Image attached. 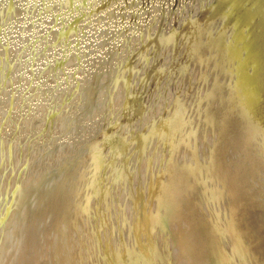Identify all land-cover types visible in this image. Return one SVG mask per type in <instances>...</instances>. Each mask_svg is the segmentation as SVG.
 I'll return each mask as SVG.
<instances>
[{
    "label": "rangeland",
    "instance_id": "374dc122",
    "mask_svg": "<svg viewBox=\"0 0 264 264\" xmlns=\"http://www.w3.org/2000/svg\"><path fill=\"white\" fill-rule=\"evenodd\" d=\"M218 1L221 0H5L0 2V205H3L0 207V228L7 210L14 208L12 198L10 201L5 198L15 192L14 186L18 185V179L24 177L21 179L23 185L20 208L15 207L11 212L8 224L0 235V264H40L41 252L47 244V232L51 225L49 219L56 211L66 207L67 199L73 195L74 187L77 185V167L72 166V163L80 164V168H83L89 161L88 155L83 159H75V157H78V153L87 146L89 137L96 130H100L98 135L102 139L110 138L113 134L124 130L125 107L133 102L131 99L133 92L138 97L137 103L140 106L139 112L136 113L140 114L137 115L139 117L131 120L132 128H127L131 130L132 135L127 137L128 140H123L126 142L125 149H118V142L109 145L111 155L122 151L117 156L120 157L113 162L110 161L112 163L107 168H100L98 179L93 181V184L96 182L93 196L80 208L82 210L80 214L85 216L75 218L73 225L71 220H68V215L57 225L56 237L49 246L51 259H47L46 264H114L109 253L125 250L133 254V260L130 258L122 264H264V133L260 130L261 124L264 123V100L262 97H257L259 94L264 96V90H258V87L264 84V75L259 72L260 67L257 69L262 63L250 61L247 74L254 87L248 90L244 83H247L246 77L243 79L244 74H242L245 73L246 55L242 52L241 40L239 42L242 36L240 30L244 27V23L240 25L241 29H236V20L232 26L230 23L225 31L223 30L225 25L220 29L222 23L219 29L215 30L209 26V22L204 23L200 17L213 12V6ZM222 2L232 6L244 3L247 7L252 3L249 9L254 10V13L248 15L249 19L257 12L264 13V10L256 12L255 8L263 7L264 0H222ZM56 4L58 9L56 11L54 9V12L50 11V6ZM230 7L231 5L224 14ZM261 14L256 15V18ZM196 18L198 19L194 23L197 24L196 27L188 29L186 34H176L182 31L191 21L190 19ZM223 20L225 22V19ZM67 25L76 31V34L74 32L69 36L70 43L61 42L63 39L59 37V30L65 29ZM35 28L39 31L34 32ZM147 30L150 34L147 35L148 38L144 36L143 42L146 43L142 44V40L135 42L136 38L143 36L144 32L146 34ZM170 34L172 38L168 40L166 38L164 41V38ZM160 37H163V41L158 45L156 41ZM211 41L214 48L198 57L200 51L196 48L201 49L203 43H211ZM190 46L194 48L189 50ZM260 50L262 51L261 47ZM72 58L74 60H71ZM213 58L215 61L212 62ZM109 64L110 68L116 71H120L124 66L126 68L125 72L122 71L115 80L119 83L114 87L116 89L113 90L114 100L111 104L107 102L105 104V96H101L97 102L93 101L89 106L92 112L85 114L84 110H79L80 104H78L72 111L75 113L73 115L71 113L72 116H69L70 118L68 117L63 124V120H59L58 109L67 116L70 114L72 108H65L73 99V96L71 98L68 96L70 89L79 81L83 84L86 81L82 91L97 88L98 80L104 78ZM95 72H97L95 79L89 80ZM170 75H173V78ZM163 78L165 80H162ZM156 79L157 82L154 81ZM111 80L112 78L107 79L105 84H109ZM219 81L222 83L221 87ZM157 83L159 87L155 86ZM190 84L193 86L192 95ZM237 85L241 87L238 88ZM237 88L239 91H235ZM240 90L245 91L239 104H243L244 111L241 113L248 116V118L245 116L246 121L261 113L260 118L258 116L256 118L257 122L248 120L257 134H254L257 140L255 144L252 143L249 132L251 127L249 129V126H246V121L242 122L240 129L226 133L227 129L235 124L233 121L236 114L232 115L234 113L232 109L238 102ZM56 94L63 95L57 105L47 108L52 117L44 122V126H40L39 133L32 134L34 126L31 127L30 120H36L38 113L41 112L39 105L49 106ZM179 100H183L188 105L187 108H183V112L181 109L180 113L177 112L182 107ZM221 101H225L226 109H222L224 106ZM99 102L103 103L99 111L93 114V110H97L94 108L95 104L100 105ZM214 106L219 114L209 121L208 116ZM197 108L199 114L194 117L192 113ZM249 108L252 112L255 110L254 115ZM164 110L170 112L166 115L167 112ZM249 112L254 117L249 118ZM162 113L163 115L160 116L163 117L165 114L166 119L179 115L173 121H167L163 117L162 129L160 128L158 132L148 131L144 139L140 137L138 133L141 132L144 121L148 119L147 115L152 114L156 118ZM45 114L42 119L47 118ZM186 136H189L187 138L191 142L185 138ZM177 141L181 143L176 147L174 144ZM183 142H188V146L185 143L186 148ZM189 143L190 146L192 144L191 148ZM252 146H254L253 151ZM176 153H178V166L183 164L181 168L186 170H181L183 174L175 181V186L164 189L163 185L169 183L170 177H166L162 171ZM6 155L9 156L8 159ZM181 161L183 163H180ZM126 162H131L129 165L133 164V167L139 168V172H142L141 174L135 172L131 183L126 180L123 186L127 185V188L118 184V180L123 178L125 170L128 169L125 167ZM137 162L139 165L136 164ZM18 163L22 168V173L19 174ZM184 164L187 166L185 167ZM253 167L258 168L259 173ZM139 175L142 176L141 180ZM64 176H72L74 179L70 180L72 183L68 189L58 194L62 199L55 204L52 201L54 195L50 194L53 191L51 189L59 183L57 179ZM128 183L133 186L129 187ZM103 189H111V197L109 194V198L105 199L104 203L102 201L104 197L101 196ZM6 202L9 206L4 205L7 204ZM31 202H34L33 207H28ZM107 202H110L109 205ZM150 204H153L152 207ZM85 207L86 211L83 210ZM145 213L154 216L153 220L148 219L147 223V219H142L141 215ZM110 215L111 220L105 219L108 221L106 222L104 218L106 216L109 218ZM178 223L181 227L177 226ZM111 224H113L112 228ZM156 225H159L158 228ZM134 238L137 240L135 241ZM121 247L123 249H120ZM146 247L149 253L139 258L138 255Z\"/></svg>",
    "mask_w": 264,
    "mask_h": 264
},
{
    "label": "bare ground",
    "instance_id": "6f19581e",
    "mask_svg": "<svg viewBox=\"0 0 264 264\" xmlns=\"http://www.w3.org/2000/svg\"><path fill=\"white\" fill-rule=\"evenodd\" d=\"M2 1H5V0H0V2L2 3ZM53 2V1H52ZM51 2V3H52ZM252 2V1H251ZM0 3V4H1ZM53 4V3H52ZM66 4V3H65ZM252 4V3H251ZM251 4H249V7L251 6ZM49 5H50V3H49ZM60 5H62V4H59V6ZM231 5V7H230V9L228 10V12H226L225 14H224V12H225V10L226 9H228V7ZM63 6H65L64 4H63ZM255 6H256V4H255ZM254 6V7H255ZM249 7H247V4H241V5H238V6H232V4H227V3H224V2H222V0L221 1H218L216 4H214V6H213V12H211V13H206V14H203V15H201L200 17L203 19V21H204V23L206 22V23H208L209 22V26H211V27H213L215 30H218L219 28V26H221L222 25V23H223V25H222V27L220 28V29H222L223 28V26L225 25V27L223 28V30L225 31L226 30V28L230 25V23H231V26L233 25L232 23L233 22H235L236 20H237V26H235V28L237 29V28H239V29H241V26L240 25H242V23H244V27L240 30L241 31V39L239 38V42H240V40H241V42H240V44H242V47H241V49H242V52H244V54L246 55V57H245V61H244V64H245V73H242V74H244L243 75V79L246 77V81H247V83H248V85H247V83L246 82H244L245 83V86L247 87V89L248 90H250L252 87H254V83L251 81V79L249 80L248 79V70H249V68H250V61H256V62H261L262 64H259L258 66H257V69L259 68V72L262 74L263 73V75H264V18H263V12H257L258 10L260 11V10H264V6L262 7V6H256L255 8H256V12L257 13H255V14H253V16L252 17H250V19L248 18L249 16V14L250 13H254V10L252 11V9H249ZM262 7V8H261ZM62 8V7H61ZM251 8V7H250ZM55 9V10H54ZM56 9H58V5L56 4V5H54L53 7L52 6H50V11H56ZM16 11H18V9L16 8ZM53 11V12H54ZM38 12H40V10H38ZM259 13H262L261 15H260V17H258V18H256V15H258ZM223 14V16H221ZM214 18V19H213ZM67 19V18H66ZM223 19H225V22H223L224 20ZM248 19V20H247ZM191 20V21H190ZM189 21L190 22H188L185 26H184V28L182 29V31L180 32V33H176V34H186V33H188V29H190V28H192L193 26H195L196 27V25L194 24L195 22H196V20H198L197 18L195 19V20H192V19H190ZM67 21V20H66ZM247 21V22H246ZM64 23L66 24V22L64 21ZM200 23V22H199ZM198 23V24H199ZM246 23V24H245ZM198 27V26H197ZM65 28V27H64ZM194 28V27H193ZM61 29V28H60ZM195 30V29H194ZM39 30L37 29V28H35L34 29V32H38ZM60 31V36H59V34L57 35V36H59V37H61L63 40H61V42L62 41H68L69 43H70V38H69V36L71 35L72 36V34L75 32V34H76V31L75 30H72L70 27H68V25H67V27L65 28V29H61V30H59ZM197 31V30H196ZM223 31V32H224ZM219 32H220V30H219ZM221 33V32H220ZM150 34V32H149V30H147L146 31V34H145V32H144V35L143 36H140V37H138V38H136V41L135 42H139L140 40H142V44L143 43H146V42H143L144 41V38L147 36V35H149ZM172 34V33H171ZM171 34L168 36V37H165L164 38V41H165V39L166 40H168V39H171L172 38V36H171ZM194 34V33H193ZM48 35V34H47ZM46 35V36H47ZM178 35V36H179ZM246 35H248V36H246ZM54 36V35H53ZM145 36V37H144ZM163 36V35H162ZM177 36V35H176ZM177 36V37H178ZM244 36H245V38H244ZM149 36H147V38H148ZM176 37V38H177ZM192 37H193V35H192ZM196 36H194V38H195ZM203 37H204V35H203ZM51 38V37H50ZM244 38V39H243ZM179 39V38H178ZM161 41H163V37L161 38H159L158 39V41H156L157 42V44L159 45L160 43H161ZM177 41V40H176ZM175 41V42H176ZM193 41V40H192ZM141 42V41H140ZM67 43V42H66ZM68 43V44H69ZM189 43V42H188ZM187 43V44H188ZM191 43V42H190ZM197 43V42H196ZM180 44H182V43H180ZM200 44H201V41H200ZM212 44H213V42L211 41V43L209 42V43H203L202 45V47H201V49H199V48H196L197 50H199L200 51V54H197L198 55V57L199 56H202V54L204 53L205 54V52H209V51H211L212 50V48H214V47H212ZM63 45V44H62ZM176 46H179V44L177 45V44H175ZM140 46V45H139ZM195 46V45H194ZM194 46L192 47V46H190L189 47V50L191 49V48H194ZM169 47H170V45H169ZM186 47H187V45H186ZM260 47H261V49H262V51L260 50ZM180 48V47H179ZM45 49V48H44ZM181 49V48H180ZM184 49V48H183ZM68 50V49H67ZM66 50V51H67ZM186 50V49H185ZM42 51H43V49H42ZM51 51V50H50ZM171 52V51H170ZM180 52V51H179ZM183 52H184V50H183ZM189 52V51H188ZM198 52V51H197ZM43 53V52H42ZM68 53V52H67ZM185 53V52H184ZM190 53V52H189ZM220 53V52H219ZM176 54H178V53H176ZM187 54V53H186ZM191 54V53H190ZM38 55V54H37ZM66 55H68V54H66ZM183 56H184V54H183ZM67 57V56H66ZM69 57V56H68ZM179 57V56H178ZM191 57V56H190ZM181 58V57H180ZM180 58H179V60H180ZM188 58V57H187ZM258 58H260V59H258ZM178 59V58H177ZM190 59V58H189ZM188 59V60H189ZM71 60H74L73 58L71 59ZM176 60V59H175ZM259 60V61H258ZM182 61V60H181ZM186 60H184V62H185ZM213 61H215V58H213L212 59V62ZM177 62H179L178 60H177ZM177 62H176V64H177ZM56 63H58V62H56ZM195 63V62H194ZM180 64H181V62H180ZM54 65H56V64H54ZM58 65V64H57ZM124 65H126V64H124ZM173 65H174V63H173ZM185 65V64H184ZM198 65V64H197ZM227 65H228V63H227ZM181 66V65H180ZM128 67V66H127ZM176 67H179V66H176ZM175 67V68H176ZM187 67V66H186ZM191 68V67H190ZM193 68V67H192ZM191 68V69H192ZM206 68H207V66H206ZM209 68L210 67H208V69L207 70H209ZM51 69V68H50ZM53 69H54V66H53ZM52 70V69H51ZM55 70V69H54ZM54 70H52V71H54ZM107 70H108V72L105 74V76H104V78L103 79H101V78H99V80H98V87L97 88H95V89H87V90H83L82 91V88H83V85L84 84H86L85 82H84V84L83 83H81L80 81L79 82H77L76 84H74V86H73V88H71L70 89V93L68 94V96H70L69 98H71L72 96H73V99H71V101H70V103L69 104H67V106L65 107V108H67V107H70V108H72V110H70L71 112H70V114L67 116V115H65L66 113H64V112H62V111H59L60 109H58V107H56V109H58V112H59V120L61 121V120H63V124H64V122L68 119V117L69 116H72L75 112H73L72 113V111L73 110H75L74 108L78 105V104H80V106H79V110H84V114L85 113H91L92 112V110L90 109V107L89 106H91L92 104H93V101H95V102H97V100H98V98H100L101 96H105L104 98V102H105V104H106V102H107V104H111V102L114 100V91L113 90H115L116 88H114L115 87V85L117 84V83H119L118 81L117 82H115V80L117 79V77L119 76V74L123 71V73L125 72V70H126V68H125V66L120 70V71H116V70H114V69H111L110 68V64H109V66L107 67ZM175 70V69H174ZM198 70V69H197ZM173 71V70H172ZM190 71V70H189ZM192 71V70H191ZM190 71V72H191ZM196 71V70H195ZM117 72V73H116ZM171 72V71H170ZM189 72V73H190ZM96 73L97 72H95L94 74H92V76H91V78L92 79H89V80H93V79H95V75H96ZM127 73H128V70H127ZM178 73V72H177ZM196 73V72H195ZM157 74V73H156ZM175 74H176V72H175ZM184 74V73H183ZM194 74V73H193ZM197 74V73H196ZM196 74H194V76L196 75ZM247 74V75H246ZM117 75V76H116ZM167 75H168V73H167ZM164 76H165V74H164ZM171 76V75H170ZM169 76V77H170ZM173 76V75H172ZM171 76V77H172ZM184 76V75H183ZM192 76V75H191ZM193 76V77H194ZM197 76V75H196ZM242 76V75H241ZM125 77V76H124ZM186 77V76H185ZM212 77V76H211ZM79 78V77H78ZM86 78V77H85ZM90 78V77H89ZM112 78V80L110 81V83L109 84H105L106 83V81H107V79H111ZM120 78V77H119ZM122 78H123V76H122ZM166 78V77H165ZM173 78V77H172ZM86 79H88V78H86ZM86 79H84V80H86ZM121 79V78H120ZM142 79V78H141ZM146 79V78H145ZM155 79V78H154ZM194 79V78H193ZM75 80V79H74ZM84 80H82V81H84ZM161 80V79H160ZM162 80H165L164 78L162 79ZM174 80V79H173ZM210 80H211V78H210ZM209 80V81H210ZM233 80V79H232ZM76 81V80H75ZM127 81V80H126ZM150 81V80H149ZM155 82H157V79L156 80H154ZM184 81H185V79H184ZM192 81V80H191ZM90 82V81H89ZM123 82V81H122ZM145 82V81H144ZM88 83V82H87ZM121 83V82H120ZM142 83V82H141ZM154 83V82H153ZM159 83V82H158ZM158 83L155 85V86H157L158 85ZM149 84V83H148ZM181 84V83H180ZM186 84H187V82H186ZM210 84V83H209ZM219 87H221V82L219 81ZM123 85V84H122ZM183 85V84H182ZM181 85V86H182ZM88 86V85H87ZM142 86H144V84L142 85ZM148 86V85H147ZM154 86V85H153ZM154 86V87H155ZM190 86H191V84H190ZM116 87H117V85H116ZM121 87V86H120ZM123 87V86H122ZM149 87V86H148ZM158 87H159V85H158ZM158 87H156V88H158ZM188 87H189V85H188ZM192 87L193 86H191L190 87V91H191V89H192ZM237 87L238 88H240L241 86H238L237 85ZM250 87V88H249ZM118 88H119V86H118ZM156 88L154 89V90H156ZM181 88V87H180ZM236 89L235 91H239V89ZM39 89H41V88H39ZM84 89V88H83ZM124 89V88H123ZM221 89V88H220ZM185 90V89H184ZM189 90V89H188ZM245 90H246V88H245ZM113 91V92H112ZM193 91H194V89H193ZM68 92V91H67ZM244 92L245 91H243V90H240V95H238L239 97H238V102H236L237 104H235V105H233V107H235L234 109H232L233 111H234V113L232 114V115H235L236 114V116H234V121L233 122H235V124H234V126L233 127H230L229 129H227L228 131L226 132V133H229L230 131L232 132L234 129H240L241 127H242V122L243 121H246V118H248V116H246L245 114L243 115L241 112L242 111H244L243 110V104L241 105V104H239L240 103V101L242 100V98H241V96H242V94H244ZM246 92H247V90H246ZM190 93V92H189ZM135 93L133 92V95H132V100H133V102H131V103H129L126 107H125V114H124V117H123V120H124V123L126 124V126H125V128H124V130H122L121 132H119V133H115V134H113L110 138H107V139H102L99 135H98V132L100 131H97L96 130V132L95 133H93V135L91 136V137H89V142L87 143V146H85L83 149H82V151L81 152H79L78 153V157H75V159H83V158H85V157H87V155H88V160L89 161H87V163H85V166L83 167V168H80L81 167V165L80 164H74L73 165V163H72V166H74V167H77V172H78V176H77V185L74 187V189H75V191H74V193H73V195H71V197L69 196L68 198L69 199H67L68 201L66 202V207L64 208V209H60V210H58V211H56V213L54 214V215H52L51 217H50V219H49V222H50V227H49V230H48V234H47V241H46V246H45V248H44V250H42V258H41V261H40V264H46V262H47V259L49 260V259H51V254H50V250H49V246L50 245H52V243H53V241H54V239H55V237H56V232H57V225L61 222V221H63V219L66 217V216H68V220H71V223L74 225V222H75V218L77 219H79V218H83L84 216H85V214H80V212H82V210L80 209L81 208V206H82V204H87V201L89 200V198L90 197H92L93 196V192H94V187H96V185H95V183L93 184V181H94V179H98V177H99V173H100V168L101 167H105V168H107V166H109L112 162H113V160L114 159H116V158H119V157H117L118 155H120L121 154V152L122 151H120V153H116V155H111L110 154V151H109V148H110V146L109 145H111V144H116L115 142H118L117 144H119L118 145V149L119 148H121V149H125V145H126V142L125 141H123L124 139H127V137H129V136H131L132 135V133H131V130H128L127 128H129V127H131V125H130V122H131V120L132 119H135L136 117H139V116H137V115H139L140 113H136L137 111L139 112V108H140V106H139V104L137 103V98L138 97H136L135 95H134ZM40 95V94H39ZM63 94H61V95H59V94H56L55 96H54V100H53V102H51V104H49V106H41V105H39V107H40V109H41V112H39L38 114V117L36 118V120L34 119V121L31 119L30 120V125H31V127L32 126H34V130L32 131V134L35 132V133H39V131H40V129H41V125H43L44 126V122H46L47 121V119H49L50 120V118L52 117L50 114H49V112H48V110H47V108L48 107H50L51 105H57L58 103V100H59V98L62 96ZM191 95H192V91H191ZM96 99V100H95ZM188 99V98H187ZM79 101H82V103H79ZM175 101V100H174ZM188 102V101H187ZM254 102H255V100H254ZM100 103V102H99ZM103 102H101L100 103V105L99 104H95V107L94 108H96L97 110H93V114L94 113H96L97 111H99V109H100V106H101V104H102ZM179 103H180V106H182L181 108H179V110L177 111V112H181V109H182V112H183V108H187L188 107V105L183 101V100H179ZM179 103H178V105H179ZM225 103V101L223 102V101H221V104H223L222 106H224V107H222V109H226V105L224 104ZM64 104V102L63 103H61V106ZM73 104V105H72ZM250 104V103H249ZM174 105V104H173ZM72 106V107H71ZM179 106V107H180ZM221 106V105H220ZM255 106V105H254ZM38 107V108H39ZM135 107H137L136 109H135ZM171 107H173L172 105H171ZM229 106H227V108H228ZM61 108V107H60ZM199 108V107H198ZM198 108L197 109H195V112L194 113H192L193 114V116L195 117V116H197V114H199L198 112H199V110H198ZM253 108V107H252ZM251 108V109H252ZM135 109V110H134ZM167 109V108H166ZM213 110V111H212ZM211 110V112H210V116H208V120L210 121V120H212L213 118L212 117H215V115L218 117V111H217V109H216V106H214V109H212ZM216 110V111H215ZM249 110H250V108H249ZM66 111H67V109H66ZM164 111H166V110H164ZM251 111V110H250ZM255 111V110H254ZM253 111V112H254ZM82 112V111H81ZM144 112V111H143ZM163 112V111H162ZM167 113H165L166 115L168 114V112H170L169 110L168 111H166ZM219 112H220V110H219ZM252 112V111H251ZM251 112H249V115H250V113ZM253 112H252V114H253ZM44 113H46V114H48V115H46L45 114V116H47V118L46 119H42L43 118V114ZM61 113V114H60ZM71 113H72V115H71ZM104 113H106V112H104ZM160 113V112H159ZM245 113V112H244ZM247 113V112H246ZM83 114V113H82ZM107 114V113H106ZM165 114H164V116H165ZM170 114V113H169ZM256 114V113H255ZM160 115H163V113L162 114H159V116ZM179 114H176V115H173V117L170 119V118H168L167 117V121H173V120H175L176 118H177V116H178ZM254 115V114H253ZM252 115V116H253ZM62 116V117H61ZM104 116V115H103ZM156 116H157V114H156ZM154 117V115H150V114H148L147 115V117H148V119L147 120H145L144 121V126H143V128H141L140 130H141V132L140 133H138L139 135H140V137H142L143 139L145 138V136L147 135L146 133L148 132V131H156V132H158V130L161 128L162 129V127L164 126V123H163V117L162 116H160V117ZM245 116H246V118H245ZM251 115H250V117L249 118H251L252 117ZM254 117V116H253ZM45 118V117H44ZM70 118V117H69ZM236 118H237V120H236ZM249 121H251L250 119H248ZM246 121V126H249V129H250V127L252 126V124H249L248 122L249 121ZM42 121V122H41ZM183 121V120H182ZM165 122V121H164ZM62 123V122H61ZM251 123V122H250ZM128 124V125H127ZM163 124V125H162ZM168 124V123H167ZM170 125H171V123H170ZM241 125V126H240ZM169 126V125H168ZM35 127H36V129H35ZM40 127V128H39ZM132 128V127H131ZM130 128V129H131ZM165 128V127H164ZM180 128H181V126H180ZM253 127H251V129H250V131L249 132H251V138H252V143H257L256 141L257 140H255V135H257L256 133H255V131H253V129H252ZM128 130V131H127ZM134 130V129H133ZM132 130V131H133ZM139 130V131H140ZM190 130V129H189ZM161 131V130H160ZM164 131V130H163ZM174 131V130H173ZM124 133V134H123ZM134 133V132H133ZM136 133V132H135ZM138 134H137V136H138ZM255 134V135H254ZM95 135V136H94ZM192 135V134H191ZM190 135V136H191ZM232 135V134H231ZM94 136V137H93ZM114 136H116V138L114 137ZM232 136H234V135H232ZM112 137H114V138H112ZM187 137H189V136H186L185 138H187ZM240 137V136H239ZM112 138V139H111ZM193 138V137H192ZM233 138V137H232ZM188 139V138H187ZM186 139V140H187ZM191 139V138H190ZM235 139V138H234ZM128 140V139H127ZM189 140V139H188ZM187 140V141H188ZM99 141H101V144H99ZM184 141V140H183ZM190 142H191V140H189ZM188 141V142H189ZM248 141H250V139L248 140ZM254 141V142H253ZM178 142V141H177ZM175 142V146L177 147V146H179V144L181 143V142ZM188 142H183L184 144L186 143L187 144V146H188ZM197 142V141H196ZM89 143H92L91 145H88ZM193 143H194V141H193ZM113 144V145H114ZM186 144H185V147L184 148H186ZM212 144V143H211ZM22 145V144H21ZM236 145V144H235ZM182 146H183V144H182ZM189 146H190V143H189ZM191 146H192V144H191ZM191 146H190V148H191ZM195 147V146H194ZM193 147V148H194ZM230 147V146H229ZM247 147V146H246ZM253 148H252V151L254 150V146H252ZM256 147V146H255ZM114 148V147H113ZM180 148H181V145H180ZM188 148V147H187ZM117 149V150H118ZM120 149V150H121ZM244 149H245V147H244ZM250 149V148H249ZM256 149V148H255ZM258 149V148H257ZM174 150H175V148H174ZM187 150V149H186ZM239 150V149H238ZM169 151V150H168ZM170 151H172V150H170ZM181 151V150H180ZM182 151H183V149H182ZM185 151V150H184ZM191 151V150H190ZM242 151V150H241ZM244 151V150H243ZM251 151V150H250ZM113 152H114V150H113ZM186 152V151H185ZM192 152H193V150H192ZM258 152H259V150H258ZM184 153V152H183ZM242 153V152H241ZM261 153V152H260ZM9 154V153H8ZM192 154V153H191ZM177 155H178V153H176V155L175 156H173V159H172V161L171 162H169V163H167V165H166V168L162 171L163 172V174L166 176V177H170L169 178V183H167V184H165V185H163V187H164V189H169V188H171L172 186H175L174 184H176V180H178V179H180L181 178V175L183 174L182 172H181V170H186L185 168L183 169V168H181L182 167V165L183 164H180L181 166H178L179 164V162H178V157H177ZM181 155V154H180ZM231 156H232V154H231ZM238 156H240V154L238 155ZM257 156H259V155H257ZM262 156V155H261ZM8 157L9 156H7L6 155V159H8ZM166 157V156H165ZM241 157H242V155H241ZM252 157H253V153H252ZM255 157V156H254ZM180 158H181V156H180ZM234 158V157H233ZM244 158V157H243ZM242 158V159H243ZM192 159V158H191ZM198 159V158H197ZM234 159H236V158H234ZM255 159H256V157H255ZM180 160V159H179ZM187 160V159H186ZM237 161H239L238 159H236ZM236 160H235V162H236ZM241 160V159H240ZM243 160H245V159H243ZM110 161H112V162H110ZM135 161V159L133 160V162ZM198 161V160H197ZM229 161V160H228ZM257 161V160H256ZM259 162H260V160H258ZM262 161V160H261ZM139 162V161H138ZM138 162L136 163V164H138ZM186 162V161H185ZM131 162H126V166L125 167H128V169H126L125 171H126V173H125V175L123 176V178H121V179H119L118 180V184H120V186H122V187H126V186H123V185H125V182H126V180H128L129 182L131 181V179H132V176H133V174L135 173V172H139V168H137V167H133L134 165H135V162H134V165L133 164H131V165H129ZM164 163V162H163ZM180 163H183L182 161L180 162ZM233 163V162H232ZM240 163V162H239ZM243 163V162H242ZM262 163H263V161H262ZM190 164V163H189ZM237 164V163H236ZM247 164H249V162L247 163ZM256 164V163H255ZM254 164V165H255ZM261 164V163H260ZM71 165V164H70ZM139 165V164H138ZM253 165V166H254ZM257 165V164H256ZM258 165H259V163H258ZM257 165V166H258ZM71 166V167H72ZM184 166L186 167L187 165H185L184 164ZM262 166V165H261ZM70 167V168H71ZM249 167V166H248ZM263 167V166H262ZM141 168V167H140ZM245 168V167H244ZM252 168V167H251ZM250 168V169H251ZM255 167H253V169H254ZM189 168H187V170H188ZM238 169V168H237ZM253 169L251 170V171H253ZM258 169V168H257ZM256 168H255V171L257 170ZM21 170H22V168L20 167V165H19V163H18V174H19V172L20 173H22L21 172ZM131 170L133 171V172H131ZM235 170V169H234ZM245 170H246V168H245ZM76 171V170H75ZM160 171V170H159ZM258 171V173H259V170H257ZM24 172V171H23ZM181 172V173H180ZM244 172V171H243ZM76 173V172H75ZM140 174L142 173V172H139ZM234 173V172H233ZM249 173V172H248ZM255 173V172H254ZM137 174V173H136ZM231 174V173H230ZM237 174V173H236ZM240 174V173H239ZM256 174H257V172H256ZM128 175V176H127ZM144 175H145V177H146V174L144 173ZM143 175V176H144ZM252 175V174H251ZM254 175V174H253ZM258 175V174H257ZM240 176V175H239ZM19 177V176H18ZM127 177H128V179H127ZM141 175H139V179L141 180ZM165 177V178H166ZM43 178V177H42ZM21 179H24V177L22 176V178ZM21 179H18L19 181H17L18 182V187L17 186H14V188L16 189L15 190V192L11 195L10 193V195L11 196H7L5 199H8L9 201H10V198H12V203H13V205H14V208H13V210L15 209V207H19L20 205H21V203H20V201H21V196H20V194H21V187H22V181H21ZM72 179H74V177L72 178V176H69V177H66V176H64L63 178H61V179H57V182H59L58 184H57V186H55L54 187V189H51V193L50 194H53L54 195V200H52V201H54V203L55 202H57V201H60L62 198L58 195V194H60V192H63V191H65L66 189H68V187H69V185L72 183V182H70V180H72ZM183 179H184V177H183ZM245 179V178H244ZM257 179V178H256ZM48 180V179H47ZM165 180V179H164ZM182 180V179H181ZM258 180H259V178H258ZM124 181V182H123ZM250 181V180H249ZM42 182V180H40L39 181V183H41ZM88 182H89V184H88ZM153 182V181H152ZM247 182V181H246ZM131 183V182H130ZM157 183V182H156ZM242 183H244L243 181H242ZM252 183V182H251ZM93 184V185H92ZM101 184V183H100ZM127 184V183H126ZM129 184V183H128ZM240 184V183H239ZM253 184V183H252ZM147 185V184H146ZM152 185V184H151ZM185 185H187V184H185ZM255 185V184H254ZM60 186V187H59ZM101 186H102V188H103V185L101 184ZM133 185H130L129 184V187H132ZM157 186V185H156ZM240 186H241V184H240ZM245 186V185H244ZM247 186V185H246ZM253 186V185H252ZM256 186V185H255ZM178 187H180V186H178ZM249 188H250V186H248ZM57 188V189H56ZM127 188V187H126ZM242 187H240V190H242L241 189ZM56 189V191H54ZM163 189V190H164ZM236 189V188H235ZM234 189V190H235ZM238 189H239V186H238ZM237 189V190H238ZM244 189H246V187L244 188ZM14 190V189H13ZM145 190V189H144ZM12 191V190H11ZM122 191V190H121ZM133 191V190H132ZM245 191V190H244ZM59 192V193H58ZM108 192V193H107ZM125 192V191H124ZM151 192V191H150ZM55 193V194H54ZM136 193V192H135ZM158 193V192H157ZM237 193H238V191H237ZM236 193V194H237ZM245 193V192H244ZM109 194H110V197H111V189L110 190H108V189H103V193L101 194V196L102 197H104V198H102L103 200V203H104V200L106 199L107 200V198H109ZM124 194V193H123ZM150 194V193H149ZM184 194H185V192H184ZM126 195H127V193H126ZM126 195H125V197H126ZM136 195V194H135ZM157 195V194H156ZM171 195V194H170ZM249 195H250V193H249ZM248 195V196H249ZM150 196V195H149ZM154 196V195H153ZM190 196V195H189ZM128 197V196H127ZM126 197V198H127ZM140 197H141V195H140ZM147 197V196H146ZM150 197H152V196H150ZM157 197V196H156ZM162 197V196H161ZM124 198V197H123ZM129 198V197H128ZM134 198V197H133ZM183 198V197H182ZM155 199H157V198H155ZM167 199V198H166ZM56 200V201H55ZM98 200V199H97ZM101 200V199H100ZM124 200V199H123ZM8 201V202H9ZM110 201V200H109ZM119 201V200H118ZM126 201H127V199H126ZM125 201V202H126ZM128 201H130V200H128ZM150 201V200H149ZM3 202H4V200H3ZM98 202V201H97ZM113 202H115V201H113ZM131 202V201H130ZM7 203V202H6ZM11 203V204H12ZM54 203H52V204H54ZM109 203L110 202H107V204L109 205ZM116 203V202H115ZM145 203V202H144ZM155 204H156V202H154ZM3 204V203H2ZM10 204V203H9ZM56 204V203H55ZM98 204H100V203H98ZM112 204V203H111ZM122 204V203H121ZM5 206L6 205H8V203L7 204H4ZM33 205H34V202H31V203H29V205H28V207L30 206V207H33ZM102 205V204H101ZM146 205V204H145ZM151 205V204H150ZM153 205V204H152ZM152 205H151V207H152ZM176 205V204H175ZM5 206H4V208H5ZM9 206V205H8ZM96 206H97V204H96ZM111 206V205H110ZM116 206V205H115ZM0 207H3V205L1 206L0 205ZM10 207H11V205H10ZM95 207V206H94ZM107 207V206H106ZM140 207V206H139ZM175 207V206H174ZM176 207H177V205H176ZM20 208V207H19ZM99 208V207H98ZM110 208V207H109ZM162 208V207H161ZM2 209V208H1ZM77 209V210H76ZM105 209V208H104ZM114 209V208H113ZM118 209V208H117ZM122 209V208H121ZM166 210H167V207L165 208ZM177 209V208H176ZM13 210H7L8 212H7V215H6V217L4 218V217H2V218H4L3 219V221H2V227L0 228V235L3 233V231L5 230V228H6V225L8 224L7 222H8V217H9V215L11 214V212H13ZM83 210H87V208L85 207V208H83ZM105 210H107V209H105ZM149 210V209H148ZM147 210V211H148ZM151 210V209H150ZM155 210V209H154ZM164 210V209H163ZM187 210H189V209H187ZM187 210H186V213H187ZM73 211H74V215H73ZM77 212V214H76V212ZM102 211V210H101ZM165 211V210H164ZM164 211H163V213H164ZM177 211V210H176ZM1 212V211H0ZM110 212V211H109ZM113 212V211H112ZM125 212V211H124ZM155 212V211H154ZM168 212V211H167ZM93 213V212H92ZM91 213V214H92ZM104 213H106V211L104 212ZM109 214H111V213H109ZM114 214V213H113ZM116 214V213H115ZM185 214V213H184ZM188 214V213H187ZM5 215V214H4ZM73 215V217H71ZM100 215H101V213H100ZM107 215V214H106ZM117 215V214H116ZM122 215V214H121ZM120 215V216H121ZM151 215H153V214H151ZM165 215V214H164ZM167 215H168V213H167ZM167 215H166V217H167ZM179 215V214H178ZM195 215V214H194ZM3 216V215H2ZM114 216V215H113ZM134 216V215H133ZM142 216V219H147V223L149 222V220H153V218H154V216H150L149 215V213H145L144 215H141ZM181 216H183V214L181 215ZM187 216V215H186ZM193 216V215H192ZM1 217V216H0ZM104 217V216H103ZM107 217V216H106ZM104 218V220L105 219H110V217H111V215L109 216V218L107 217V218ZM122 217V216H121ZM156 217V216H155ZM177 217V216H176ZM129 218H130V216H129ZM128 218V219H129ZM158 218H159V216H158ZM173 218H175V217H173ZM178 218V217H177ZM223 218V217H222ZM122 219V218H121ZM149 219V220H148ZM181 219V218H180ZM190 219V218H189ZM192 219V218H191ZM194 219V218H193ZM93 220V219H92ZM111 220V219H110ZM120 220V219H119ZM126 220H127V217H126ZM132 220V219H131ZM94 221V220H93ZM106 222H108L107 220H105ZM112 221H114V220H112ZM121 221V220H120ZM125 221V220H124ZM133 221H134V219H133ZM137 221V220H136ZM174 221H175V219H174ZM185 221V220H184ZM187 221V220H186ZM84 222V221H83ZM126 222H130V221H126ZM125 222V223H126ZM113 223V222H112ZM182 223V222H181ZM188 223V222H187ZM104 224V223H103ZM103 224H102V226H103ZM118 224V223H117ZM122 223H119V225H121ZM132 224H134V223H132ZM160 224V223H159ZM99 225V224H98ZM106 225H107V223H106ZM112 226H111V228L113 227V224H111ZM177 225V224H176ZM181 225H183V224H181ZM109 226V225H108ZM107 226V227H108ZM138 226V225H137ZM157 226V225H156ZM159 226V225H158ZM158 226H157V228H158ZM170 226H172V225H170ZM178 227L180 226L179 225V223H178V225H177ZM98 227V226H97ZM100 227V226H99ZM116 227V226H115ZM119 227H121V226H119ZM128 227H129V225H128ZM133 227H135V225L133 226ZM181 227V226H180ZM184 227H185V225H184ZM102 228V227H101ZM100 228V229H101ZM117 228V227H116ZM131 228V227H130ZM170 228H172V227H170ZM99 229V228H98ZM103 230H104V228H102ZM109 229V228H108ZM129 229V228H128ZM113 230V229H112ZM118 229H116V231H117ZM124 230V229H123ZM135 230V229H134ZM133 230V231H134ZM137 230V229H136ZM150 230V229H149ZM199 230V229H198ZM122 231V230H121ZM132 231V230H131ZM151 231V230H150ZM171 231H172V229H171ZM178 231V230H177ZM176 231V232H177ZM114 232V231H113ZM119 232V231H118ZM136 232V231H135ZM94 233V232H93ZM121 233V232H120ZM122 233H124V232H122ZM121 233V234H122ZM129 233H130V231H129ZM129 233H128V235H129ZM152 233V232H151ZM150 233V234H151ZM105 234H106V232H105ZM105 234L103 233V237H105ZM108 234H109V232H108ZM149 234V235H150ZM154 234V233H153ZM200 234V233H199ZM107 235V234H106ZM114 235H117L116 233H114ZM127 235V234H126ZM136 235V234H135ZM134 236V235H133ZM150 236H152V235H150ZM160 236V235H159ZM163 236V235H162ZM1 237V236H0ZM124 237H125V235H124ZM127 237V236H126ZM131 237H132V234H131ZM136 237V236H135ZM189 237H190V235H189ZM123 238V237H122ZM130 238V237H129ZM161 238V237H160ZM115 239V238H114ZM117 239H119V238H117ZM125 239H127V238H125ZM130 239H132V238H130ZM140 239V238H139ZM187 239V238H186ZM196 239V238H195ZM199 239V238H198ZM107 240V239H106ZM105 240V241H106ZM111 240V239H110ZM124 240V239H123ZM134 240H135V238H134ZM137 240V239H136ZM135 240V241H136ZM163 240V239H162ZM161 240V241H162ZM178 240H179V238H178ZM128 241H129V239H128ZM144 241H145V239H144ZM192 241V240H191ZM190 241V242H191ZM99 242V241H98ZM116 242H118L119 243V241H116ZM131 242H132V240H131ZM115 243V242H114ZM122 244H123V241L121 242ZM136 242H134V244H135ZM181 243V242H180ZM179 243V244H180ZM197 243V242H196ZM113 244V243H112ZM126 244H128L127 243V241H126ZM194 244V243H193ZM121 245V244H120ZM131 245V244H130ZM121 246H123V245H121ZM124 246H126L125 244H124ZM132 246H133V244H132ZM180 246V245H179ZM187 246V245H186ZM114 247V246H113ZM128 247H130V246H128ZM242 247V246H241ZM101 248V247H100ZM127 247H125V249H126ZM172 248V247H171ZM237 248V247H236ZM98 249V248H97ZM120 249H123L122 247L120 248ZM134 249V248H133ZM137 249V248H136ZM135 249V250H136ZM162 250V249H161ZM122 251V250H121ZM137 251V250H136ZM159 251V250H158ZM240 251V250H239ZM95 252V251H94ZM137 254H138V252H136ZM147 253H149V250H148V248L146 247L145 249H143V252H141L139 255H138V257L139 258H142V257H144ZM163 253V252H162ZM173 253V252H172ZM187 253V252H186ZM108 254V253H107ZM109 254H111V256H112V261L114 262V264H122V263H125V262H127L130 258L132 259V256H133V254L131 253V252H129V251H124V252H116V251H112L111 253H109ZM183 254V253H182ZM134 255H135V253H134ZM135 257H137V255L135 256ZM134 257V258H135ZM229 257V256H228ZM133 260V259H132ZM59 261V260H58ZM109 261H110V259H109ZM164 261V260H163ZM55 262V261H54ZM189 262V261H188ZM48 263V262H47ZM53 264V263H52ZM189 264V263H188Z\"/></svg>",
    "mask_w": 264,
    "mask_h": 264
},
{
    "label": "water",
    "instance_id": "95a60500",
    "mask_svg": "<svg viewBox=\"0 0 264 264\" xmlns=\"http://www.w3.org/2000/svg\"><path fill=\"white\" fill-rule=\"evenodd\" d=\"M9 3H10V1H9ZM261 89L264 90V84H262L261 86L258 87V90H261ZM255 97H256V96H255ZM257 97H259V98L262 97V99L264 100V96H262V94H259V96L257 95ZM259 114L261 115V113H258L257 116L260 118V115H259ZM257 116L254 117V118H251V122H253V123H254V122H257V119H256V118H258ZM260 128H261V129H260ZM260 128H259V129H260L261 131H263V133H264V123L261 124Z\"/></svg>",
    "mask_w": 264,
    "mask_h": 264
}]
</instances>
